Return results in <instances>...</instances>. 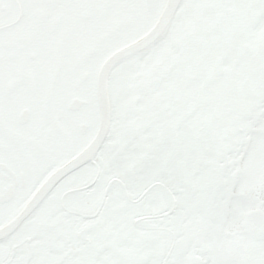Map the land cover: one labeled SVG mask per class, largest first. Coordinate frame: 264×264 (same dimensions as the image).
Returning a JSON list of instances; mask_svg holds the SVG:
<instances>
[{"label":"snow or ice","instance_id":"6c2138e0","mask_svg":"<svg viewBox=\"0 0 264 264\" xmlns=\"http://www.w3.org/2000/svg\"><path fill=\"white\" fill-rule=\"evenodd\" d=\"M0 264H264V0H0Z\"/></svg>","mask_w":264,"mask_h":264}]
</instances>
